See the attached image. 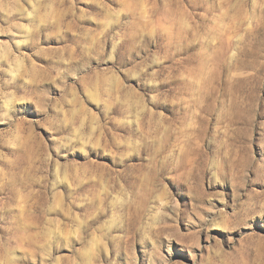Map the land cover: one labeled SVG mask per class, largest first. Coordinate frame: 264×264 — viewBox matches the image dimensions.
<instances>
[{"label":"rangeland","instance_id":"1","mask_svg":"<svg viewBox=\"0 0 264 264\" xmlns=\"http://www.w3.org/2000/svg\"><path fill=\"white\" fill-rule=\"evenodd\" d=\"M0 264H264V0H0Z\"/></svg>","mask_w":264,"mask_h":264}]
</instances>
